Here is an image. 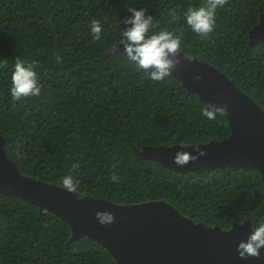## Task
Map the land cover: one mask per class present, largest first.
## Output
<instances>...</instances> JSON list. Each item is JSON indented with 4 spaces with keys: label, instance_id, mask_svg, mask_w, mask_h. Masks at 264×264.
Masks as SVG:
<instances>
[{
    "label": "trees",
    "instance_id": "16d2710c",
    "mask_svg": "<svg viewBox=\"0 0 264 264\" xmlns=\"http://www.w3.org/2000/svg\"><path fill=\"white\" fill-rule=\"evenodd\" d=\"M206 2L0 0V145L8 160L21 174L64 190L63 177L71 175L74 192L93 199L162 200L206 227L264 223V178L256 167L180 173L140 153L142 147L222 141L231 126L172 74L164 82L141 78L118 51L129 8L145 9L153 31L175 32L182 54L223 73L264 110V43L249 40L264 0H227L216 10L214 30L198 36L184 13ZM93 20L103 29L99 40L91 33ZM17 60L34 65L39 96L10 95ZM206 110L215 118L205 117ZM0 264L117 262L91 237L71 240L68 221L0 191Z\"/></svg>",
    "mask_w": 264,
    "mask_h": 264
},
{
    "label": "water",
    "instance_id": "95a60500",
    "mask_svg": "<svg viewBox=\"0 0 264 264\" xmlns=\"http://www.w3.org/2000/svg\"><path fill=\"white\" fill-rule=\"evenodd\" d=\"M251 43H264V15L249 31ZM171 74L188 91L195 92L209 107L226 108L231 132L222 141L201 147L143 149L141 155L180 172H201L226 166L256 167L264 178V110L238 90L232 80L217 69L182 54ZM199 76L200 79H196ZM177 152L196 157L181 166ZM203 152L205 155L201 156ZM0 154L5 155L0 145ZM11 168V167H9ZM12 169V168H11ZM0 191L17 195L41 210L51 211L68 221L71 240L91 237L103 245L117 264H264V247L258 257H241L238 246L252 234L250 220L229 230L226 238L207 235L176 209L165 205L130 207L114 211L110 202L68 192L60 187L10 181L0 173ZM111 213L114 221L101 224L97 213ZM194 224V223H193ZM234 225V224H233Z\"/></svg>",
    "mask_w": 264,
    "mask_h": 264
},
{
    "label": "clouds",
    "instance_id": "9594fccd",
    "mask_svg": "<svg viewBox=\"0 0 264 264\" xmlns=\"http://www.w3.org/2000/svg\"><path fill=\"white\" fill-rule=\"evenodd\" d=\"M226 3L227 0H207L199 8L190 7L184 13V21L198 36H207L215 28L216 10L223 8ZM128 11L131 15L125 19L124 23L127 27L121 33V44L124 45L126 58L141 71L142 79L164 82L171 75L170 70L179 63L177 54L181 48L180 37L175 32L167 30L153 31L156 25L153 23V17L147 15L145 9L129 8ZM102 30L99 21L93 20L91 24L93 39L99 40ZM3 67L4 65H0V68ZM196 79L200 77L197 76ZM9 92L14 100L40 95L41 87L33 64L21 60L15 62ZM221 109L226 113V108ZM203 115L209 120L215 118L213 110H206ZM200 155L203 156L205 153L201 152ZM195 159L196 157L185 152H177L174 157L175 163L181 166ZM78 167V164L73 165L74 170ZM111 179L118 181L119 178L113 174ZM63 185L69 192L76 191L71 175L63 177ZM96 217L101 224L111 223L115 219L113 214L107 212L97 213ZM262 247H264V223H260L252 230L247 242L239 244L238 251L241 257L246 255L258 257Z\"/></svg>",
    "mask_w": 264,
    "mask_h": 264
},
{
    "label": "rangeland",
    "instance_id": "374dc122",
    "mask_svg": "<svg viewBox=\"0 0 264 264\" xmlns=\"http://www.w3.org/2000/svg\"><path fill=\"white\" fill-rule=\"evenodd\" d=\"M118 51L121 54L126 55L124 45H120L118 47ZM263 118H264V116H263ZM208 143H211V141L206 142V143L204 142V143H200V144L187 145V146L171 145V146H159V147H142L140 150V153H143V149L156 150V149H170V148H174V147H179V148L191 147V148H194V147L205 146ZM9 167H11L12 169ZM0 173L3 174L4 176H6L10 181H13V182H16L18 179H21L24 182L35 183L38 186H44L45 184H47V183L41 182L39 180L27 177L24 174H21V172L8 160L6 155H1V154H0ZM110 204H111V208L114 209V211H119V212L122 210V208H130V207L146 208V207H151L153 205H165L166 207H171L168 203H166L162 200H155V201L143 202V203H137V204H119V203H110ZM192 225H197V226L203 227L202 229H198V230L199 231H205V234H207V235H210V236L214 235L217 237L221 236L223 238H226L229 235L226 233H228L229 230L232 229V227H234L238 224H234L228 229H220L218 227H206V226H203L201 224H193V223H192Z\"/></svg>",
    "mask_w": 264,
    "mask_h": 264
}]
</instances>
